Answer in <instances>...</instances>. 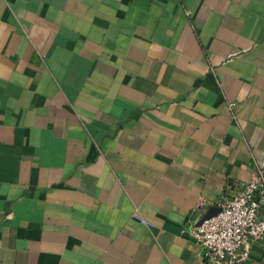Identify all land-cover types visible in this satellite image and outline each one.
I'll list each match as a JSON object with an SVG mask.
<instances>
[{"label": "crops", "instance_id": "obj_1", "mask_svg": "<svg viewBox=\"0 0 264 264\" xmlns=\"http://www.w3.org/2000/svg\"><path fill=\"white\" fill-rule=\"evenodd\" d=\"M258 167L264 0H0V264H207Z\"/></svg>", "mask_w": 264, "mask_h": 264}, {"label": "built area", "instance_id": "obj_2", "mask_svg": "<svg viewBox=\"0 0 264 264\" xmlns=\"http://www.w3.org/2000/svg\"><path fill=\"white\" fill-rule=\"evenodd\" d=\"M202 205L196 201L194 209ZM218 210L189 227L201 263L241 264L264 236V170L258 167L217 201ZM146 225L150 221L136 217Z\"/></svg>", "mask_w": 264, "mask_h": 264}, {"label": "water", "instance_id": "obj_3", "mask_svg": "<svg viewBox=\"0 0 264 264\" xmlns=\"http://www.w3.org/2000/svg\"><path fill=\"white\" fill-rule=\"evenodd\" d=\"M218 210V207H208L201 215V217L199 218L198 222L199 223L203 218H206L210 215H212L213 213H215Z\"/></svg>", "mask_w": 264, "mask_h": 264}]
</instances>
